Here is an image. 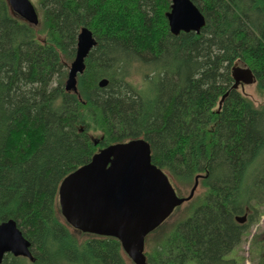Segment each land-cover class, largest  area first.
I'll return each mask as SVG.
<instances>
[{
  "label": "trees",
  "instance_id": "16d2710c",
  "mask_svg": "<svg viewBox=\"0 0 264 264\" xmlns=\"http://www.w3.org/2000/svg\"><path fill=\"white\" fill-rule=\"evenodd\" d=\"M191 1L205 25L174 35L170 0H38L37 26L0 0V222L17 223L34 258L0 264H128L116 238H81L58 199L94 154L136 139L171 182L203 189L148 264H233L263 216L264 102L239 92L233 70L243 63L264 95V0ZM83 28L96 45L74 93L65 85Z\"/></svg>",
  "mask_w": 264,
  "mask_h": 264
},
{
  "label": "water",
  "instance_id": "95a60500",
  "mask_svg": "<svg viewBox=\"0 0 264 264\" xmlns=\"http://www.w3.org/2000/svg\"><path fill=\"white\" fill-rule=\"evenodd\" d=\"M14 14L37 26L39 17L30 0H7ZM167 15L171 33H199L205 18L191 0H170ZM96 45L93 33L83 28L78 35L76 56L69 68L66 90L78 92L77 77L85 70V59ZM237 83L255 82L250 70H233ZM103 79L99 86L104 88ZM198 178L188 197L178 196L168 175L152 163L150 144L143 139L105 147L91 160L68 175L59 188V207L66 223L75 231L120 241L134 264H148L147 236L175 211L190 201L199 186ZM241 225L247 215L237 217ZM31 244L13 220L0 222V263L7 254L34 260Z\"/></svg>",
  "mask_w": 264,
  "mask_h": 264
},
{
  "label": "rangeland",
  "instance_id": "374dc122",
  "mask_svg": "<svg viewBox=\"0 0 264 264\" xmlns=\"http://www.w3.org/2000/svg\"><path fill=\"white\" fill-rule=\"evenodd\" d=\"M30 1L33 3L34 7L37 10L38 0ZM234 69H238L241 74H245V71L247 70L246 66H244V64L241 62H237ZM236 88L241 94L253 101L256 106L261 105L264 102V95L260 90L257 89L256 82L247 84L241 78ZM172 183L175 186L176 190H178L181 197L189 196L190 188L180 187L174 180H172ZM202 193L203 189L199 185L193 199L191 201L185 202L182 206L178 207V209L176 208L170 218H168V220L164 223L163 227L165 229L162 227L163 229L159 230V232H153L151 236H148L146 238V251H148L151 245L155 244L154 240L159 234L169 232L172 229V226L178 220L185 218V215H187L189 209L197 203ZM254 206L257 207V210L260 211L263 216L260 217L258 222L250 223L247 231L243 235L240 245L237 246L233 250V252L227 256V259L230 260L231 263L233 262V264H259L264 242V206H260L257 204H254ZM80 237L86 238L87 235H80ZM126 261L128 264H132L131 260L127 256Z\"/></svg>",
  "mask_w": 264,
  "mask_h": 264
},
{
  "label": "bare ground",
  "instance_id": "6f19581e",
  "mask_svg": "<svg viewBox=\"0 0 264 264\" xmlns=\"http://www.w3.org/2000/svg\"><path fill=\"white\" fill-rule=\"evenodd\" d=\"M32 3V2H31ZM33 4V3H32ZM34 6V5H33ZM205 14V13H204ZM158 20V19H157ZM128 29V28H127ZM157 37H159V36H157ZM151 66V65H150ZM157 76V75H156ZM151 83V82H150Z\"/></svg>",
  "mask_w": 264,
  "mask_h": 264
}]
</instances>
